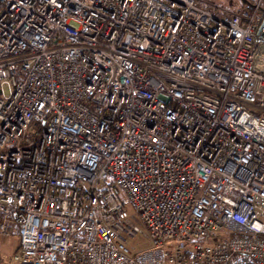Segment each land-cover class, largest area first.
Listing matches in <instances>:
<instances>
[{"label":"built area","instance_id":"obj_1","mask_svg":"<svg viewBox=\"0 0 264 264\" xmlns=\"http://www.w3.org/2000/svg\"><path fill=\"white\" fill-rule=\"evenodd\" d=\"M262 1L0 0L13 264H264Z\"/></svg>","mask_w":264,"mask_h":264},{"label":"rangeland","instance_id":"obj_2","mask_svg":"<svg viewBox=\"0 0 264 264\" xmlns=\"http://www.w3.org/2000/svg\"><path fill=\"white\" fill-rule=\"evenodd\" d=\"M201 5L207 6L210 8H217V11L220 12H234L239 9L245 3H248L246 0H197ZM256 1V0H254ZM262 6L264 7V0L262 1ZM18 237L17 233L13 232L8 237H0V243L2 249L0 252V264H13L12 254L15 251L17 246ZM134 241H131L132 244ZM134 244L138 248H142L149 245V241L144 238H138L135 240Z\"/></svg>","mask_w":264,"mask_h":264},{"label":"trees","instance_id":"obj_3","mask_svg":"<svg viewBox=\"0 0 264 264\" xmlns=\"http://www.w3.org/2000/svg\"><path fill=\"white\" fill-rule=\"evenodd\" d=\"M249 3L254 2V0H246ZM217 8H213V10L215 11ZM226 264H256L252 259H250L249 257L245 256V255H236L233 258H231Z\"/></svg>","mask_w":264,"mask_h":264},{"label":"crops","instance_id":"obj_4","mask_svg":"<svg viewBox=\"0 0 264 264\" xmlns=\"http://www.w3.org/2000/svg\"><path fill=\"white\" fill-rule=\"evenodd\" d=\"M242 7H243V5H242L240 8H242ZM240 8H239V9H240ZM239 9H237L236 11H238ZM215 11H217V10H215ZM217 12H220V11H217Z\"/></svg>","mask_w":264,"mask_h":264}]
</instances>
